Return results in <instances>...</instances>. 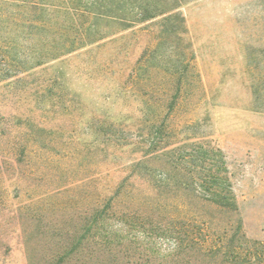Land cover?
<instances>
[{"label":"rangeland","instance_id":"1","mask_svg":"<svg viewBox=\"0 0 264 264\" xmlns=\"http://www.w3.org/2000/svg\"><path fill=\"white\" fill-rule=\"evenodd\" d=\"M179 12L188 30L179 49L189 42L187 51L195 59L185 79L186 92L169 119L175 128L173 142L203 143L221 152L237 210L198 200L200 189L194 186L171 194L162 191L160 198L149 185L151 179L133 175L132 164L143 158L136 143L146 134L139 129L142 120L171 101L165 92L176 81L159 70L136 71L144 49L154 43L156 27L135 26L47 63L30 77L28 87L0 84V264H38L33 253L42 237L36 243L31 227L7 225L9 212L19 203L37 198L41 211L56 209L48 218H68L73 210L113 196L121 185L116 211L139 209L143 218L162 221L163 227L175 217L193 221L202 227L206 248H229L238 230L248 244H264V0H191ZM169 43L178 44L173 38ZM45 85L60 100L36 99V90L41 94ZM64 106L74 109L71 115ZM93 118L121 124L122 145L103 144L88 126ZM20 119L44 124L43 131L36 130V153L22 163L16 161L15 150L29 123ZM148 165L154 172L168 169L154 161ZM132 197L136 203L131 204ZM158 197L166 201L161 213L146 205ZM174 248L164 237L150 243L141 232L128 231L116 248L121 251L118 264H127L123 259L129 264H179L170 255ZM190 256L193 264H212L215 258L198 249ZM216 258L214 264H227Z\"/></svg>","mask_w":264,"mask_h":264},{"label":"trees","instance_id":"2","mask_svg":"<svg viewBox=\"0 0 264 264\" xmlns=\"http://www.w3.org/2000/svg\"><path fill=\"white\" fill-rule=\"evenodd\" d=\"M189 1L0 0V84L28 87V81L36 70L51 61L135 26H143V30L155 26L154 43L144 49L136 63V71L155 69L175 77L176 81L174 88L165 92L171 95V101L159 104L152 118L142 120L139 129L145 130L146 134L136 143L143 148V158L132 164V173L135 177H143L144 174L151 179L149 185L160 198L162 191L171 194L181 186L186 190L194 186L200 189L198 200L220 209L236 211V200L221 152L203 143L179 146L173 142L176 140L175 128H172L169 119L179 105L177 101L180 96L186 92L184 83L188 82L185 80L187 73L194 69V54L187 51L190 43L187 41V47L179 49L188 35L185 19L179 9ZM171 38L178 44L170 46ZM40 91L41 94L36 90V99H51V96L58 95L51 93L49 85L41 87ZM63 108L69 115L74 111L71 106ZM20 121L29 123L27 132L21 135L19 148L15 150L16 161L22 163L36 153V130L43 131L44 124L32 123L30 119ZM88 126L103 144H110L116 149L122 145L121 124L93 118ZM117 135L120 138L116 139ZM153 161L168 169L152 171L148 164ZM123 187L121 185L113 196L101 199L99 203L86 208L83 206L79 211L73 210L68 218H48L49 212L56 211L54 206L41 211L44 207L40 201L30 198L29 202L19 203L15 211L9 212L11 216H8L7 225L17 222L21 227H31L30 232H36V243L42 237L38 250L33 253V262L38 264H118L121 251L116 248L121 244L123 234L132 230L141 232L142 237L150 243L163 237L173 241L175 248L170 255L179 258V264H183L182 256L186 264H193L194 258L190 254L196 249L207 256L214 255L215 258L212 257L213 260L209 262L212 264L216 263V257H221L227 264H264V244H248L239 230L231 235L229 248H206L203 246L205 240H201L202 227L195 226L193 221L175 217L163 227L162 221L149 222L143 218L137 212L139 209L116 211V200ZM159 197L155 204L148 202L147 208L161 213L166 201H161ZM136 202L132 197L131 204ZM111 220L115 227L111 225ZM27 238L26 243H31L29 235ZM122 261L129 264L130 260Z\"/></svg>","mask_w":264,"mask_h":264}]
</instances>
